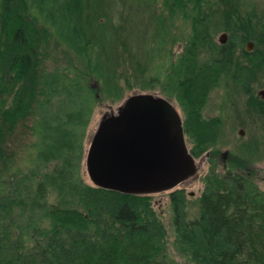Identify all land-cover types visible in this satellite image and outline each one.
Instances as JSON below:
<instances>
[{"label":"trees","instance_id":"trees-1","mask_svg":"<svg viewBox=\"0 0 264 264\" xmlns=\"http://www.w3.org/2000/svg\"><path fill=\"white\" fill-rule=\"evenodd\" d=\"M135 1L149 12L145 25L134 23L135 35L146 31L141 55L120 35L139 15L118 16L114 0H0V264H180L175 255L184 264H264V191L244 176L264 134L219 170L210 148L223 120L202 112L213 90L223 92L220 108L240 92L264 120L253 86L264 68V14L242 0ZM220 30L224 43L214 39ZM176 41L183 50L174 55ZM58 46L64 63L52 59ZM127 61L130 73L120 68ZM135 88L176 100L191 154L211 165L194 200L169 192L171 242L150 195L81 175L94 108ZM20 125L31 137L23 158L5 142Z\"/></svg>","mask_w":264,"mask_h":264},{"label":"water","instance_id":"water-1","mask_svg":"<svg viewBox=\"0 0 264 264\" xmlns=\"http://www.w3.org/2000/svg\"><path fill=\"white\" fill-rule=\"evenodd\" d=\"M85 165L92 185L135 195L172 191L198 168L177 109L149 93L128 96L117 115L99 124Z\"/></svg>","mask_w":264,"mask_h":264},{"label":"rangeland","instance_id":"rangeland-1","mask_svg":"<svg viewBox=\"0 0 264 264\" xmlns=\"http://www.w3.org/2000/svg\"><path fill=\"white\" fill-rule=\"evenodd\" d=\"M110 2V0H108ZM243 1V9L245 10H251L254 9L255 12L259 15L264 14V0H242ZM114 4L116 5L115 11L116 14L119 16L120 13H131L132 11H135L138 13L139 17L137 20L133 19L132 27L127 26L128 29H125L120 32L121 37L128 43V46L131 48H134L135 52H137L139 55H141V52L143 50V37L146 35V31H144L140 35H135L134 32L137 31V28L135 27L134 23H139L141 25L146 24L145 18L149 16V12L146 11L144 8H138L136 5L135 0H124L123 3L128 2L129 7H125L122 5L119 1L114 0ZM110 4V3H109ZM128 8V10H127ZM113 15V14H112ZM113 17V16H112ZM133 17V15L131 16ZM220 17V16H219ZM114 18V17H113ZM114 20H117L116 22L118 24L122 23V20L118 19V17H115ZM220 21V19H219ZM176 24H179V21H176ZM176 34H178V30L176 29L174 31ZM225 34L226 39L228 38V34L226 31L220 30L218 31L214 39L219 42V37L221 34ZM121 46V45H120ZM171 49L172 53L174 55H177L182 52L183 50V44L181 41H176L175 43H171ZM253 45L250 46L248 50H252ZM63 46H58L56 49H54L52 54V59H58V62L64 63V53H63ZM46 63L51 66L52 62L51 60H47ZM121 69H124L127 73H130L132 71V68L127 61L125 64L120 66ZM261 75L258 77L257 81L255 82L254 91L259 96V98L264 100V68L262 69ZM231 87V86H230ZM232 88V87H231ZM137 93H149L156 97H162L166 98L164 94L161 93V90L159 88L151 89V90H141V89H133L127 90L124 97L117 101V102H110V101H104L102 104L96 106L93 110V113L91 115L89 124L87 126L86 135L83 140V159L81 164V175L83 179L90 183V180L87 175L86 171V165H85V157L87 150L89 148L92 136L94 135L96 129L98 128L99 124L106 119L111 118L112 116H115L118 114V112L121 110V107L125 101V99L128 96L137 94ZM223 92L220 90H213L210 93V99L208 103L203 108V116L205 118L213 117V116H221L223 123H222V131L220 133L219 140L216 145L212 146L210 148L211 150L215 149L218 151V155L222 161H219V170L225 169V163L227 162L229 155H243L246 154L244 149L246 148L245 145H249V143L257 140L259 142V136L261 134H264V120L257 114L253 113L251 109L246 105V97L240 93H231L230 96L227 94V98L224 100V107L220 108L224 99ZM168 99V98H167ZM169 101L175 106L177 109L182 121L184 119V114L179 106V104L176 102L174 98H169ZM186 137V143L190 150L192 146V142ZM11 139V140H10ZM10 140V141H9ZM31 137L29 133H25V128L20 125L17 130L15 131L13 137L8 138L5 142L6 144H9V147L16 149L18 151L19 158H23L24 156V148L27 146V144L30 142ZM264 140V139H263ZM252 162H250V165L248 169L244 172V176L250 181L252 185H254L257 189L260 191H264V150H260L258 152H254L253 155L248 156ZM225 162H224V161ZM196 162L198 165L197 171L195 175L191 178H189L187 181L181 183L178 185V188H181L186 193V196L190 200H194L197 198L201 192L203 191V177L207 174V172L210 170V163L206 158L200 157L196 158ZM29 167V166H27ZM169 192H159V193H153L150 194L153 201V206L155 208L156 213L159 214L160 218L162 219L163 223L165 224V227L167 229L168 234V240L171 242L173 239V232L171 228V211L169 209ZM195 210V208L192 209V212ZM169 249L171 254H174V251L169 244ZM180 264H184L183 259L176 256L174 257Z\"/></svg>","mask_w":264,"mask_h":264},{"label":"flooded vegetation","instance_id":"flooded-vegetation-1","mask_svg":"<svg viewBox=\"0 0 264 264\" xmlns=\"http://www.w3.org/2000/svg\"><path fill=\"white\" fill-rule=\"evenodd\" d=\"M221 161H222V159H221ZM224 161V160H223ZM225 162V161H224Z\"/></svg>","mask_w":264,"mask_h":264}]
</instances>
